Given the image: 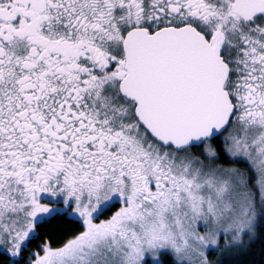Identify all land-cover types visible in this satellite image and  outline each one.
<instances>
[{
	"label": "snow or ice",
	"instance_id": "snow-or-ice-1",
	"mask_svg": "<svg viewBox=\"0 0 264 264\" xmlns=\"http://www.w3.org/2000/svg\"><path fill=\"white\" fill-rule=\"evenodd\" d=\"M0 264H264V0H0Z\"/></svg>",
	"mask_w": 264,
	"mask_h": 264
}]
</instances>
